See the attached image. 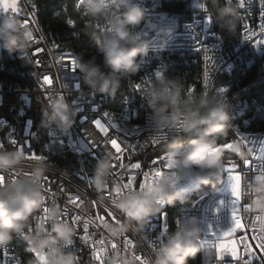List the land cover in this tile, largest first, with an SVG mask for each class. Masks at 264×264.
Listing matches in <instances>:
<instances>
[{
  "label": "clouds",
  "instance_id": "obj_1",
  "mask_svg": "<svg viewBox=\"0 0 264 264\" xmlns=\"http://www.w3.org/2000/svg\"><path fill=\"white\" fill-rule=\"evenodd\" d=\"M211 3L216 6V22L234 34L241 18L239 4L234 0H211ZM75 7L88 18L81 32L103 57L99 63L96 55L85 59L83 53H78L76 68L87 86L116 98L122 79L139 73L149 55L151 42L137 31L148 14L137 0H77ZM171 31L167 27L159 30L161 35H171ZM34 37L33 29L25 26L18 16L0 17V49L26 54L33 47ZM162 47H166V42ZM143 98L151 110L156 134L168 132L163 150L175 154L171 170L150 179L143 190H124L122 185H114L113 194L119 196L110 203L122 219L119 223L105 222L104 228L114 238L132 233L147 241L145 231L151 219L162 211L159 200L174 204L182 182L213 187L224 184L225 154L220 141L229 136L232 114L226 99L186 92L177 77L162 76ZM77 116L78 110L66 96L56 95L41 107L40 126L55 127L59 133L68 135ZM232 151L242 160L250 155L239 145H233ZM26 163V155L19 148L0 147V175L14 170L22 172ZM27 167L30 168L27 173L0 184V249L12 245L20 236L28 251L39 253L29 264H81L76 251L69 250L77 229L67 219H61L67 215L62 207L48 204L46 218L36 219L47 204L43 180L50 170L48 163L35 159ZM112 171L110 158L98 159L91 181L101 202L107 199L104 193ZM242 189L250 194L245 197L250 210L264 214V172L247 184L243 182ZM201 223L191 217L187 224L178 225L159 247L151 249L145 264H190L202 252L205 264H212L211 250L200 243L204 231ZM108 264H137V258L131 250L114 252Z\"/></svg>",
  "mask_w": 264,
  "mask_h": 264
},
{
  "label": "built area",
  "instance_id": "obj_2",
  "mask_svg": "<svg viewBox=\"0 0 264 264\" xmlns=\"http://www.w3.org/2000/svg\"><path fill=\"white\" fill-rule=\"evenodd\" d=\"M137 2L148 14L147 20L137 31L140 32L142 38L151 42V47L139 73L123 78L121 91L116 96L117 108L122 109L124 116L129 119H136V124L146 126V136L130 135L127 137L133 146L139 145L137 154L132 157L131 162H140L144 172H150L152 169L162 172L169 171L167 168L168 161L162 159L166 154L163 150L166 140H161L156 145L151 144L152 138L167 132V130L156 134L150 117L151 110L143 97L150 87L160 79L155 75L157 71L161 72L162 76L179 78L185 85L186 92L191 88L192 92L195 93V85L197 84H195L194 68H196L198 61H205L206 53L202 50L201 53H193V50H190L189 38L199 37L202 46L208 48L207 55L211 57L206 62L208 73L206 94L226 99L232 114L229 138L221 140L220 145L234 142V145L242 146L250 153L247 159L242 160L238 154L223 150L226 155L225 163L233 161L238 164V171L243 177V182L245 184L251 182L256 175L264 170V166H262L259 170L249 171L250 160L256 156L258 143L261 141V135L264 134V130L258 127L257 129H249V127L255 118H264V100H244L241 94L236 92V89L240 86V78L247 75L251 67L261 66L264 69V45L257 46L255 43L258 39L264 40V36L260 35V12L262 9L258 0H253L250 5L246 3L244 10L240 9L241 18L234 34L216 22V6L211 3V0H137ZM234 2L237 3V0ZM200 3L207 6V11L199 7ZM28 10L31 18L29 27L34 31V38L40 40L43 37V40H40L38 44L34 43L26 54L9 53L2 50L0 60L3 62H0V71L13 68L16 74H20L28 80L29 86L22 88L17 83H11L8 87H4L0 82V143H3L5 149H20V146H24L26 156L34 152L44 157L50 169L47 178L52 182L51 191L57 194L55 203L59 204L64 211H66L65 205L68 194L79 196L85 201L81 209L68 206L67 215L63 218L71 222V216L76 212L83 217L94 215L95 210L92 204L87 201H100L94 187H89L87 181L93 176L98 159L104 158L107 153V149L99 142L100 134L93 125L94 120H102V116L96 109V102L102 100L104 94L87 86L79 69L76 68L73 72L70 64L63 67L56 64V58L61 51L72 53L73 56H75V52L63 49V46L56 42L55 34L43 35L35 30L34 11L30 8ZM77 12L80 19L88 21L82 12ZM176 15H184L185 23L181 27H177L173 34L161 35L159 30L164 28L165 24H170V20ZM208 16L212 17L211 24L208 23ZM245 23L254 33L248 40L245 39L246 33L243 28ZM164 42H166V47H162ZM54 43L59 44L60 49H54ZM40 47L44 48L45 51L33 56L34 51ZM50 49L51 51H49ZM96 50L98 51L97 47ZM99 54L102 57V54ZM36 59L41 61V66L37 67ZM44 73L51 74L54 78L52 89L47 94L40 87V78ZM58 74L59 78H57ZM136 84H141V90H135L134 85ZM219 89H226V91L219 92ZM54 94L55 96L65 95L69 103L78 110L76 124L68 135L59 133L55 127L36 130L35 120L29 115L32 104L40 103L42 107L48 103L49 97ZM39 112L41 119V109ZM102 123L105 122L102 120ZM110 134H112L111 129ZM93 138L97 140V147H93L90 143V139ZM11 139H14L17 144L12 145L9 142ZM119 141L124 144L127 142L126 138ZM33 160L26 159V167L22 172L18 173L14 170L7 173L4 176L5 181L15 179L30 171L27 165H30ZM153 161L157 163L153 165ZM124 163L125 168L122 171L127 173L130 161L125 159ZM59 166H65L67 171L61 170ZM224 177V184L221 185L220 191L215 193V196L203 198L202 201L190 206L183 212L186 214V223L183 224H187L191 217H196L202 222L201 227L204 230L202 239L213 240L211 235L213 232L219 235L223 231L229 230L232 225L231 201L233 198L228 189L227 173L224 174ZM111 181L112 178L110 177L109 187H112ZM143 181V175L137 174L136 189ZM43 184L44 189L48 187L45 179ZM196 186L193 183L182 182L178 186L177 192H182L184 188ZM61 187L65 189L64 192H60ZM45 195L46 206L52 204L51 197H48L47 193ZM104 195L107 197L106 192ZM221 201L224 203L221 204ZM242 202L247 204V198ZM101 203L111 207L108 197ZM115 214L119 219H122L116 211ZM256 214L259 212L250 210L243 213L245 223L248 224V218H254ZM160 230H162V224L159 222V215H157L151 219L145 231L148 237L147 241H141L140 237L132 233L126 234L135 244V248L130 250L136 254H143L146 258L153 245L154 248L159 247L157 234ZM89 231L93 232L94 229L90 226ZM100 231L108 236L105 229L102 228ZM258 231L259 226H257ZM82 234L83 229L81 227L77 229L74 244L69 250L76 251L81 264H94L90 258L88 246L78 239V236ZM98 238L99 234L94 237V239ZM234 238L239 239L238 236ZM238 247L242 248V245H238ZM247 258L245 257V259ZM211 261L212 264H237L233 258H223V260L211 258ZM0 264H25V261L22 259V253H18L14 245H10L0 249ZM201 264H205L204 257H201Z\"/></svg>",
  "mask_w": 264,
  "mask_h": 264
},
{
  "label": "snow or ice",
  "instance_id": "obj_3",
  "mask_svg": "<svg viewBox=\"0 0 264 264\" xmlns=\"http://www.w3.org/2000/svg\"><path fill=\"white\" fill-rule=\"evenodd\" d=\"M252 2L253 0H237V3L239 4L240 9L242 10L246 8V3L250 5L252 4ZM258 2L262 9V11L260 12V35L264 36V0H258ZM199 7L207 11V6L205 4L200 3ZM19 11L20 9L18 7L17 0H0V15H6L9 12H11L12 14H16ZM207 19L208 23L211 24L212 17L208 16ZM67 23L68 25L74 27V22L71 19H69ZM24 24L25 26H29L27 18L24 20ZM243 28L246 33L245 39H250L254 35L252 29L247 23L243 25ZM74 35L76 34L74 33ZM40 40H43V37H41ZM40 40H36L34 38V43L38 44L40 43ZM255 43L257 46H261L264 45V40L258 39L255 41ZM60 47L61 46L59 44H53L54 49H60ZM198 50H202L206 53L204 57L206 62L211 59V57L207 55V47L200 46ZM44 51L45 49L42 47L37 48L34 51L33 56H37L38 54L43 53ZM49 51H51V49ZM55 62L57 65H59V67H63L64 65L70 64L72 71L74 72L76 70V59L75 56L72 55V53L61 51L59 56L56 58ZM35 64L37 65V67H39L41 66V61L39 59H36ZM205 68H207V64L205 65ZM155 75L158 78L162 77V73L159 71H157ZM207 76L208 73L207 71H205V83H207ZM57 78H59V74L57 75ZM40 79V87L44 89L45 93L47 94V92L52 89L54 78L51 74L44 73L42 74V78ZM77 87L79 86L77 85ZM134 88L137 91L141 90V84L134 85ZM192 91L193 90L191 88L188 89L189 93H191ZM218 91L224 92L226 91V89H219ZM54 96L55 94L52 97H49V99H53ZM103 117L107 118V123H102L101 119H96L93 121V125L100 134L99 142L107 149L105 157H108L113 161L114 171L111 175L112 187L108 186V188L106 189V195L110 202H112L117 196H119V193L113 194L112 188L114 185H122L124 190L135 191L136 175L141 174L144 177V181L139 184V189L143 190L147 182L150 180V176L151 179L154 180L155 178L162 176L164 172L155 169L150 170V172H144L142 170V165L140 162H131L132 157L137 154V148L139 147V145L133 146L132 142L127 140L129 133L123 131L117 123H114L109 113H104ZM110 129L114 130L115 134H110ZM51 134L55 135L54 133ZM119 135H123L126 138V144L119 141ZM167 136L168 132H165L159 136H155L151 139V144L156 145L161 140H166ZM9 142L12 145L17 144L14 139H11ZM90 143H92L93 147L98 146L97 140L95 138L90 139ZM233 145L234 142L226 143L221 145V148L223 150L233 152ZM0 147H4L3 143H0ZM20 150L25 152L24 146H20ZM174 155L175 154L172 153H166L162 157L163 160L168 161L167 168L169 170H171ZM26 159L35 160L44 159V157H41L33 152L31 153V155L26 156ZM125 159L130 161V164L128 165L129 171L127 173H124L122 171L125 168ZM152 163L153 165H155L157 162L153 161ZM245 163L247 164L248 162L246 161ZM238 168L239 165L233 161H227L225 163V173H227L228 189L233 198L231 201V227L229 228V230L223 231L219 235L213 232L211 234L214 238L213 240L204 238L201 239L200 243L206 249H215V253L218 260H223L225 255H230L235 261H237V264H253L254 260L258 261L259 264H264V214H256L254 218L249 217V223H245V216L243 215V213L250 211V205L248 203L245 204L242 201L245 199L246 195L250 194H246L242 189L243 177L238 171ZM262 172H264V170H262ZM4 181L5 177L3 175H0V184H3ZM45 183L48 185V187H46L44 191L45 193H47L48 197H51L52 202L55 203V198L57 194L51 191L52 182L49 181L46 177ZM87 184L89 187L92 186L91 179L87 181ZM64 191L65 189L61 187L60 192ZM87 202L92 204L93 209L95 210L94 215L83 217L78 212H76L71 216L70 223L75 225L77 229L82 227L83 234L79 235L78 239H80L82 243L88 246L90 250V258L94 261V264H108L110 257L114 252L127 253L130 249L135 248V244L126 235L121 236L119 238H114L111 236L110 233L107 232L108 236H105L104 233L100 231L102 228L105 229V222H120V219L115 214L114 208L112 206L109 207L98 200H89ZM159 203L163 206L165 204V201L161 199L159 200ZM223 203L224 202L221 201V204ZM84 204L85 201L81 197L68 194L65 205V212L67 214L68 206H73L74 209H81ZM47 210V206L41 209L40 212L37 214L36 219L39 220L46 218ZM163 218L165 220V228L161 235L167 233L166 214ZM61 219L64 218L62 217ZM90 226L94 229L93 232L89 231ZM257 226H259L258 232ZM97 234H99V238L94 239ZM237 236L239 237V239L234 238ZM238 245H242V248L238 247ZM133 253L136 255L137 264H145V257L143 256V254H136L134 251ZM35 256L39 257V253H35ZM245 256H247L248 258L245 259Z\"/></svg>",
  "mask_w": 264,
  "mask_h": 264
},
{
  "label": "trees",
  "instance_id": "obj_4",
  "mask_svg": "<svg viewBox=\"0 0 264 264\" xmlns=\"http://www.w3.org/2000/svg\"><path fill=\"white\" fill-rule=\"evenodd\" d=\"M23 3L27 8H30L36 13L37 22L45 35H50V33L55 34L56 42H59L64 49L75 52V54L83 53L85 59L96 55L98 62H103V57H100L96 46L88 41V38L81 32V29L87 21L80 19L76 11L75 5L77 0H23ZM69 19L74 22V27L68 25L67 21ZM0 62L3 61L0 60ZM200 72L201 61H198L196 68H194V76H196L195 83H197V79L200 77ZM0 82L4 87H8L11 83H17L22 88L29 86L28 80L20 74H16L13 68H6V70L0 71ZM236 92L241 94L242 98L247 101L252 99L264 100V69L261 66L251 67L247 75H243L240 78V86L236 89ZM40 109L41 104L38 103L36 105L34 103L29 111V115L35 120L36 130L42 129L40 126ZM257 127L264 130V118H255L249 129H257ZM59 168L67 171L65 166H59ZM185 204L187 203L175 202L167 207L168 219L166 223L168 226V234L175 231L178 225H180L178 221L180 216L174 212V209L180 208ZM190 264H201V254L196 260L191 261ZM255 264H259V262Z\"/></svg>",
  "mask_w": 264,
  "mask_h": 264
},
{
  "label": "bare ground",
  "instance_id": "obj_5",
  "mask_svg": "<svg viewBox=\"0 0 264 264\" xmlns=\"http://www.w3.org/2000/svg\"><path fill=\"white\" fill-rule=\"evenodd\" d=\"M184 23H185V16L176 15L175 17H173L172 20H170V24L164 25V28L165 27L171 28L172 30L171 34H173L174 32H176L177 27H181L182 24ZM34 26H35V30L45 35L40 25L37 22L35 12H34ZM189 45H190V50H193V53H201V51L198 50L200 46H202V42L201 39H199V37L189 38ZM65 50L69 51L67 49ZM76 55L77 54H75V56ZM205 65H206V61H201L200 77L197 79V83H195L197 84L195 85V94L197 95L204 94L207 91V83H205V71H206ZM96 109H98L99 115L102 116L103 122L107 123V118H104L103 114L109 113L110 117L112 118V121L114 123H117L123 131L129 133L128 136L130 135L146 136V126H144V124H136V119H129L126 116H124L122 109L117 108L116 98H112L105 94L102 95V100H98V102H96ZM112 134H115L114 130H112ZM124 138L125 137L123 135L118 136L119 140H124ZM263 151H264V134L261 135V141L260 143H258V152H256V156H253L252 160H250L249 171H256L261 169L262 166H264ZM193 184L197 186L194 188H184L182 189V192L178 193V198L176 202H187L190 198L197 196L196 191L201 187V185L197 183H193ZM214 195L215 193L205 194L203 198H208L209 196H214ZM203 198L200 201H202ZM169 205H170L169 203L165 202V204L162 207V211L159 214V222H161L162 224V230H160L159 234H157V241H159V244L163 243L168 235V227L166 234L161 235V233L164 231L165 228V221L163 219V214ZM183 223H186V214L182 215V224ZM12 245H14L15 250H18V253H22V259H24L26 264H28L30 260L35 258V254L28 251L27 244L23 241L22 237L17 236ZM201 257H204V252L201 253ZM211 258H217L215 249L211 250ZM224 258H232V257L230 255H225ZM256 262L258 261L254 260L253 264H255Z\"/></svg>",
  "mask_w": 264,
  "mask_h": 264
},
{
  "label": "rangeland",
  "instance_id": "obj_6",
  "mask_svg": "<svg viewBox=\"0 0 264 264\" xmlns=\"http://www.w3.org/2000/svg\"><path fill=\"white\" fill-rule=\"evenodd\" d=\"M17 3H18V7H19L20 11L18 13H16V14H12L11 12H9L6 15H8V14L16 15L23 22L27 18L28 19V22L30 23L31 22L30 13H29V10L26 7V5L23 3V0H17ZM2 16L3 15H0V17H2ZM2 50L3 49H0V55L2 53ZM263 154H264V151H263ZM220 188H221V185L220 184H217L216 187H213L212 185H206V186L205 185H201V187L196 191V195L197 196H195L193 198H190L186 202L187 204L181 206L180 208H175L174 209V212L176 214H179V216H180V218L178 220L179 221V224H182V215H183L184 210L190 208V206H194V204H197V202H199L203 198V196L205 194L217 193L218 191H220ZM165 214H166V221H167V219H168V213H167V211L164 212L163 217H164ZM166 225H167V223H166Z\"/></svg>",
  "mask_w": 264,
  "mask_h": 264
},
{
  "label": "water",
  "instance_id": "obj_7",
  "mask_svg": "<svg viewBox=\"0 0 264 264\" xmlns=\"http://www.w3.org/2000/svg\"><path fill=\"white\" fill-rule=\"evenodd\" d=\"M229 137L226 138V140L228 139Z\"/></svg>",
  "mask_w": 264,
  "mask_h": 264
}]
</instances>
